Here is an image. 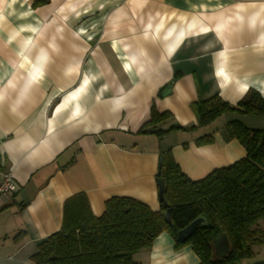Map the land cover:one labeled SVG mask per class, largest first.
<instances>
[{
  "label": "crops",
  "instance_id": "crops-1",
  "mask_svg": "<svg viewBox=\"0 0 264 264\" xmlns=\"http://www.w3.org/2000/svg\"><path fill=\"white\" fill-rule=\"evenodd\" d=\"M248 90L264 98V0H0V175L16 184L0 196V264H33L74 195L95 217L112 197L157 211L168 149L193 181L243 158L224 125L263 129L264 117L228 112L161 138L138 131L152 107L171 115L157 129H189L193 102L234 106ZM174 246L162 233L133 259L199 264ZM255 260L242 264L264 263Z\"/></svg>",
  "mask_w": 264,
  "mask_h": 264
},
{
  "label": "trees",
  "instance_id": "trees-1",
  "mask_svg": "<svg viewBox=\"0 0 264 264\" xmlns=\"http://www.w3.org/2000/svg\"><path fill=\"white\" fill-rule=\"evenodd\" d=\"M190 109L196 126L157 129L171 115L152 107L138 133L161 138L172 131L208 126L228 112L264 117V98L248 90L232 106L214 95L193 102ZM224 137L236 140L245 156L199 180H190L181 171L170 149L161 153L157 178L163 180L164 188L157 211L133 198L112 197L105 202L102 215L95 217L84 195L68 198L60 230L37 243L31 262L136 264L134 255L149 249L162 233L173 239L176 249L190 246L199 264H242L253 259L254 249L264 244L260 227L264 222V128L251 129L231 120L224 125ZM211 142L210 135L196 140L198 145ZM166 211L171 224L164 219ZM190 226V234L180 240L178 234Z\"/></svg>",
  "mask_w": 264,
  "mask_h": 264
},
{
  "label": "water",
  "instance_id": "water-1",
  "mask_svg": "<svg viewBox=\"0 0 264 264\" xmlns=\"http://www.w3.org/2000/svg\"><path fill=\"white\" fill-rule=\"evenodd\" d=\"M161 160V159H160ZM156 186H157V196H158V201L161 200V197H162V192H163V188H164V182L161 178H157L156 181ZM165 221L168 223V224H171V221H170V213L169 211H166L165 213ZM193 229V226H190L184 230H182L179 234H178V238L180 240H185L187 238V236L190 234V232L192 231ZM220 237H218L219 239Z\"/></svg>",
  "mask_w": 264,
  "mask_h": 264
},
{
  "label": "built area",
  "instance_id": "built-area-1",
  "mask_svg": "<svg viewBox=\"0 0 264 264\" xmlns=\"http://www.w3.org/2000/svg\"><path fill=\"white\" fill-rule=\"evenodd\" d=\"M16 191V184L13 181L10 172H5L0 175V196L12 194Z\"/></svg>",
  "mask_w": 264,
  "mask_h": 264
},
{
  "label": "rangeland",
  "instance_id": "rangeland-1",
  "mask_svg": "<svg viewBox=\"0 0 264 264\" xmlns=\"http://www.w3.org/2000/svg\"><path fill=\"white\" fill-rule=\"evenodd\" d=\"M258 249H259V246L254 249V252L256 255V260H264V250L262 252H260V250H259V252H258L257 251Z\"/></svg>",
  "mask_w": 264,
  "mask_h": 264
}]
</instances>
